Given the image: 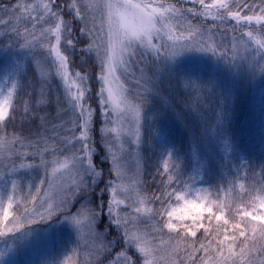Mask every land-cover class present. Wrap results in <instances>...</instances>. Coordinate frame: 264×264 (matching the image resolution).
<instances>
[{
  "label": "snow or ice",
  "instance_id": "1",
  "mask_svg": "<svg viewBox=\"0 0 264 264\" xmlns=\"http://www.w3.org/2000/svg\"><path fill=\"white\" fill-rule=\"evenodd\" d=\"M220 25H230L229 44L215 38ZM0 37V239L11 241L0 264H15L6 257L34 226L64 245L63 258L44 264H80L81 253L86 264H264V160L257 181L232 131L231 90L209 116L201 97L215 85L183 64L201 53L264 77V0H0ZM78 45L82 58L95 56V77L72 70ZM24 62L40 73L38 98L26 90ZM53 77L68 117L59 124L38 115ZM173 80L192 90L183 106L164 87ZM17 116L35 131L9 133ZM182 120L177 148L172 124ZM145 125L161 149L151 194L124 156L125 143L139 148ZM101 160L110 162L107 179ZM213 169L223 181L215 191L196 187Z\"/></svg>",
  "mask_w": 264,
  "mask_h": 264
},
{
  "label": "trees",
  "instance_id": "2",
  "mask_svg": "<svg viewBox=\"0 0 264 264\" xmlns=\"http://www.w3.org/2000/svg\"><path fill=\"white\" fill-rule=\"evenodd\" d=\"M252 2V0H249ZM258 2V0H257ZM7 3V2H4ZM223 36H232L227 33H223ZM229 65V64H228ZM185 68L190 70H194V75L191 78H195L196 76L200 77V81L203 82L204 85H208L209 81L213 85H215V93H210L207 96H203L201 98L205 104H207V108L205 109L208 115H211L212 108L217 104L219 99H223L227 90H231V95L227 96V104L229 109L231 110L232 116V131L235 134L237 140L242 144L243 148L246 149L245 155L249 157V159L259 162V153L257 149L253 146V138H252V129H261V122L258 120L257 122H253L250 126V123L258 113L264 108V91L261 92L258 96V106L257 101L253 102L252 93L253 88L248 86V81L239 73H234L232 68L229 65V68L223 70L222 68H215L213 66H201V65H186ZM26 68V67H25ZM25 72V83L28 85L27 91L32 92L35 89V94L38 98L39 89L41 87V83L38 80V77L35 71L32 69H24ZM164 87L169 90L170 94L176 98V100L183 106L182 94H186L187 92L192 91L191 89H185L183 80L177 86L175 80L169 84L165 81ZM207 93V92H206ZM62 90L57 82H52L48 91V100L49 103L47 105L42 106V110L38 113V115L44 116L46 115L52 123L59 124L61 121L56 116V110L60 108V103H62ZM58 98H60L58 100ZM194 98V97H193ZM155 105V102H152ZM58 105V106H57ZM151 114H149L150 116ZM66 120V119H65ZM250 120V122H249ZM38 123V121H37ZM184 124L185 122L181 121V126L176 128L175 124H172L174 129V135L177 138V148L180 147L179 141H182L184 136ZM36 124L32 123L30 120L22 119L20 116H17L16 120L8 125L7 131L9 133L12 132L13 128H15L18 132H22L24 135H28L30 132L35 131ZM188 127L191 128L192 125L189 123ZM252 127V129H251ZM144 135L142 137L140 146H139V154H140V163H141V178L145 182L144 190L151 194V191L154 190L160 182V177L157 175V168L159 166L160 161V151L161 149L157 148L151 139V137L147 134L148 127L145 125L144 127ZM209 152L212 156L217 160L215 152H212L209 149ZM253 164V162H252ZM259 165V164H258ZM221 172L227 173L226 169H220ZM34 175V174H33ZM155 177V179H154ZM225 180H231V176H225ZM200 177H197V183H199ZM207 183L212 187H215L217 184L222 183L221 176L218 174L216 169L210 171L207 175L203 176V183ZM249 184L252 183L250 180ZM247 187V185H246ZM215 223V222H214ZM37 228V232L43 233L40 230L41 226H34ZM202 231V230H201ZM200 233H198V237ZM35 237V236H34ZM35 239H32V243H34ZM29 242V243H30ZM11 243V241H10ZM57 245L60 247L56 249ZM55 245L52 250L54 252L59 253V251L63 250V244Z\"/></svg>",
  "mask_w": 264,
  "mask_h": 264
},
{
  "label": "rangeland",
  "instance_id": "3",
  "mask_svg": "<svg viewBox=\"0 0 264 264\" xmlns=\"http://www.w3.org/2000/svg\"><path fill=\"white\" fill-rule=\"evenodd\" d=\"M3 2L10 3L12 0H3ZM61 4H63L64 0H60ZM185 7H192L191 4H185ZM195 19V18H193ZM199 23H203L205 27H207L209 24H211V21L208 22H203V21H198ZM22 26V25H21ZM226 27H230V25H220V29H213V32L215 33V38L217 42H219L222 37H223V29ZM227 34L232 35L231 32H227ZM0 39H4L3 37H0ZM231 39V36H228V39L225 40V44H229V41ZM81 45L77 46V52L75 56L73 57V64H72V70L73 71H87L91 77H95L98 72H99V67L98 63L95 59V56H92L91 59L87 57V54H85L84 58L81 57L79 48ZM231 55V53H230ZM185 60L183 61L184 66L186 65H201V66H213L215 68H222L223 70L228 71L227 69L229 68V65L226 64L224 61H218L216 57H211L201 54V53H188L186 54ZM148 60L147 58L145 59V63H147ZM241 61H237V67H231L234 73H239L241 74L244 78H246L248 81V86L250 88H253V93H252V100L253 102L257 101L259 94L264 91V77L261 76L259 70L257 69L255 73L251 70H244L240 69ZM83 65V67H81ZM27 68V63L24 62V69ZM33 70L35 71L38 80L40 81V73L36 69L35 64H33ZM57 82L60 86V81L53 77L48 82L43 86L45 94L48 95V91L50 88V85L52 82ZM89 83L93 86L94 89H98L99 85L95 83L94 80H90ZM41 88V87H40ZM62 90L61 97L63 96V87L60 86ZM40 91V89H39ZM205 95L207 96L210 93L207 90V87L204 89ZM207 92V93H206ZM203 96L201 98H203ZM63 102V101H62ZM61 103L59 102L58 105ZM57 105V106H58ZM257 106H258V101H257ZM93 107H98L95 103H93ZM258 115L254 117L250 123V126L253 125L252 123L255 121L257 122L258 120L261 122V129L259 130L258 128L253 130L252 127V138H253V146L254 148L257 149V152L259 153V162H256L252 160L253 162V167L256 168L257 175L255 179L258 181L260 180L259 176V171H260V163L262 160H264V108H262ZM56 116L59 118V120H65L68 119L67 116H64L63 113L60 111V108L56 110ZM96 126L100 127L101 126V121L104 119L102 115L97 114L96 117ZM250 122V120H249ZM96 141H97V159H101L103 156L104 149L101 146L102 142L100 141L99 138V133L96 134ZM114 148L117 151V154L119 153V148L116 147L114 144ZM125 153L124 156L126 158V171L128 172L129 175L136 173L137 171L140 172L141 170V163H140V154H139V148H129L128 143H125ZM160 162V161H159ZM102 166L105 167V179H107V167L109 166V163H105L103 160H101ZM259 164V165H258ZM227 170V169H226ZM228 171V170H227ZM243 175V172L241 173ZM209 185L207 183L201 184L196 183V187H208ZM213 191H215V187H212ZM143 227V225H141ZM35 236V237H34ZM32 237L34 243L32 241L30 242L31 238L24 242L23 244L18 243L14 249L13 252L9 253V257L12 260H14L15 264H44L45 260H51L53 257L59 255V258H63L64 251L61 250L59 253L56 254L52 250L54 247L51 238L46 234V233H40L37 232L35 235ZM111 238V237H110ZM165 240H167V236L164 237ZM30 242V243H29ZM7 243H10V240L7 241ZM7 243L5 242L4 239H0V251H4L7 248ZM60 246L57 245L56 249H58ZM68 248L73 247L72 243H68L67 245ZM64 249V248H63ZM80 264H86L85 257L83 253H81L80 257Z\"/></svg>",
  "mask_w": 264,
  "mask_h": 264
}]
</instances>
